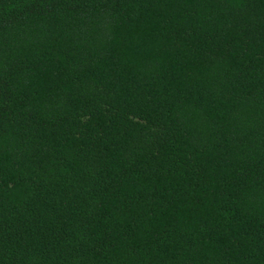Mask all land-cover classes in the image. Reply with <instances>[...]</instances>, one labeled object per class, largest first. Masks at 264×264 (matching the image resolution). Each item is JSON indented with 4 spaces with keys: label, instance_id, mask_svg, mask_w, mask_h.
Here are the masks:
<instances>
[{
    "label": "trees",
    "instance_id": "obj_1",
    "mask_svg": "<svg viewBox=\"0 0 264 264\" xmlns=\"http://www.w3.org/2000/svg\"><path fill=\"white\" fill-rule=\"evenodd\" d=\"M0 264H264V0H0Z\"/></svg>",
    "mask_w": 264,
    "mask_h": 264
}]
</instances>
